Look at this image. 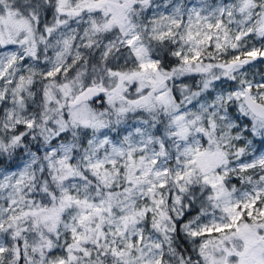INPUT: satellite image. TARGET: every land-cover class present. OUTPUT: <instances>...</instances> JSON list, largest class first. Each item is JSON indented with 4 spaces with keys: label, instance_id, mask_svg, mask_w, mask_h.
<instances>
[{
    "label": "rangeland",
    "instance_id": "1",
    "mask_svg": "<svg viewBox=\"0 0 264 264\" xmlns=\"http://www.w3.org/2000/svg\"><path fill=\"white\" fill-rule=\"evenodd\" d=\"M43 1L53 3L55 14L41 26L37 14L21 16L0 0V112L9 128L37 121L34 113L24 110L26 103L35 104L33 84L38 78L47 84L55 76L61 78L88 53L104 58L125 48L134 58L131 70H113L121 80L114 88L96 83L78 90L63 82L53 84L58 95L43 88L45 101L57 99L44 112L66 103L74 128V137H69L66 124L55 119L57 124L40 129L47 137L43 159L60 174L61 197L51 204L28 197V183L41 165L35 153L0 169V255L16 251L13 238L22 228L15 220L31 218L43 237L28 256L30 264H69L92 236L90 243L95 238L104 242L110 264H160L161 239L157 234L145 239L143 227L146 222L152 226L154 216L157 224L167 218V209L156 204L163 198L167 176L183 183L198 167L201 180L211 185L226 177L247 183L238 192L217 189V212L198 224H186L190 233L210 235L202 246L205 264H264V145L253 142L238 120L245 116L250 130L264 124V116L255 117L243 103L249 91L264 105V0ZM165 38L177 42L176 54L184 63L203 67L204 74L213 72L209 91L187 97L180 105L165 104V80L171 74L159 68L148 47L149 39ZM178 70L188 73L182 65ZM87 88L118 112L129 110L124 100L135 109L165 104L169 113L174 108L165 126L172 149L165 150L162 140L155 142L139 119L124 125L116 137L97 127L102 123L87 102L72 104ZM128 88L130 98L124 96ZM81 131L87 133L85 139ZM80 153L85 165L117 190L100 198L89 194L78 174ZM247 170L256 176L245 175ZM243 212L250 221L240 224Z\"/></svg>",
    "mask_w": 264,
    "mask_h": 264
},
{
    "label": "trees",
    "instance_id": "2",
    "mask_svg": "<svg viewBox=\"0 0 264 264\" xmlns=\"http://www.w3.org/2000/svg\"><path fill=\"white\" fill-rule=\"evenodd\" d=\"M4 4L3 6L17 11L19 15L24 17H30L32 13L37 14L41 26L44 22L50 23L46 19L48 15L55 14L53 3L48 2L46 4L43 0H5ZM3 6L0 9L2 11ZM148 47L152 56L158 60L159 68L171 74V77L165 80L168 85V89H165V91L167 98H169L165 104L180 105L187 97L197 98L198 95L209 91L210 77L213 72L205 71L206 73L204 74L202 71L203 67L197 66L194 68V63L193 65L184 63V60L176 54L177 42L173 39H149ZM221 55L226 56V53L222 52ZM133 58V53L125 51V48L112 50L104 58L96 53H88L73 62L61 78L55 76L50 79L51 81L48 84L46 80L38 78L33 84L35 104L26 103V109L24 110L29 114H35L37 121H34L32 126L17 123L9 128L1 117L0 112V169L15 166L29 152L35 153L41 160L39 171H33L32 179L28 183V197H32L33 201L51 204L52 201L61 197L58 182L60 174L43 159V146L47 142V137L44 135V131L43 133L40 131L41 126L57 124L54 123V120L57 119L59 123L66 124L69 137H74L73 122L68 116L66 103L60 105L56 111L51 113L44 112L45 107H54V102L57 99H53L52 103L45 101L43 99L45 96L43 95V88H49L56 95H58V88L57 86L54 87L53 84L59 85L63 82H65L64 84L76 85L75 88L78 90L83 87L95 86L96 83L101 84L99 85L100 87L110 89L111 85L114 88V86L121 83V80L112 75L113 70H131ZM205 60L214 62L213 60L215 59L205 58ZM181 65L187 68L188 73L181 74L180 70H178ZM183 69L185 70V68ZM77 81L80 82L79 85H77L79 83ZM124 96L127 98L132 97L130 88L124 93ZM100 98L97 94L95 99L87 102L89 108L93 111V115L97 116L102 123L101 126L97 127L106 128L111 136L116 137L120 135L124 125L131 124L136 119H139L146 127H149L152 139L155 142L162 140L165 150L172 149L170 148L171 145H169L165 126L168 121L166 116H169L174 108L169 113L164 110L165 104L159 108L155 107L148 110L143 108L135 109L124 100L127 104L126 108L129 110L127 112H122V110L118 112L117 109ZM227 107L230 112L234 111L231 104H228ZM43 114L48 115L44 117ZM238 120L241 126H247L246 130H244L245 134L253 142H256L258 146H263L264 124L261 123L258 128L250 130L251 125L245 116H238ZM257 121L261 122V120ZM86 135V132H80L82 139H85ZM81 154L79 155L78 174L85 181L87 192L95 198H100L109 191L117 190L115 186H106L101 181V175L94 173L85 165V159ZM200 169L197 167L189 179L183 183H175L172 177L167 176L166 183L162 188L163 198L156 202L158 208L167 209V218L162 223L157 224L154 220L156 216H154L153 221H151L152 226H149L146 222L143 227L145 239L153 234H157L161 239L160 264H205L202 246L210 235L190 233L186 231V224H198L210 212H217V207H215L213 201V195L217 192V189L238 192L247 185V183H239L238 179L235 180L230 177L224 178L218 185H211L201 180L203 173L199 171ZM244 174L249 175L250 178L256 176L252 170H247ZM173 206H175V209L172 208ZM141 218L143 220L147 217L142 216ZM249 221V217L243 212L239 218L240 224ZM262 221H264V217ZM31 223V218L25 222L21 218L15 220L16 226L22 228V231L16 233L13 238L16 251L10 253L7 250L1 254L0 264H30L28 256L32 254L37 238L43 237V233H37V229L33 228ZM93 238L94 236L90 237L85 243H81L85 247L75 253V259L69 264H110L112 256L105 249L104 242L95 238V241L90 243Z\"/></svg>",
    "mask_w": 264,
    "mask_h": 264
},
{
    "label": "water",
    "instance_id": "3",
    "mask_svg": "<svg viewBox=\"0 0 264 264\" xmlns=\"http://www.w3.org/2000/svg\"><path fill=\"white\" fill-rule=\"evenodd\" d=\"M97 97V93L93 88L83 90L72 102V104H79L81 102H89ZM243 103L249 111L257 118L264 116V105L251 97L249 91H245L243 96Z\"/></svg>",
    "mask_w": 264,
    "mask_h": 264
},
{
    "label": "flooded vegetation",
    "instance_id": "4",
    "mask_svg": "<svg viewBox=\"0 0 264 264\" xmlns=\"http://www.w3.org/2000/svg\"><path fill=\"white\" fill-rule=\"evenodd\" d=\"M125 1H127L129 4L133 2V0H125Z\"/></svg>",
    "mask_w": 264,
    "mask_h": 264
}]
</instances>
